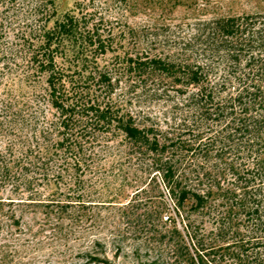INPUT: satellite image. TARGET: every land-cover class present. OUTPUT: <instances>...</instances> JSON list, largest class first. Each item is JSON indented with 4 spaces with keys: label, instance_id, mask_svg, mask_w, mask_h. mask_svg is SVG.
<instances>
[{
    "label": "trees",
    "instance_id": "16d2710c",
    "mask_svg": "<svg viewBox=\"0 0 264 264\" xmlns=\"http://www.w3.org/2000/svg\"><path fill=\"white\" fill-rule=\"evenodd\" d=\"M79 4L44 25L27 56L48 102L30 114L20 178L63 189L56 200L65 207L84 204L88 173L127 166L129 203L143 183L158 189L144 209L156 254L137 264H264V12L197 19L174 55L152 51L134 27L104 34ZM44 5L49 21L54 0L34 7ZM75 49L76 58L111 52V69H89L85 90L70 74L66 52ZM124 76L166 81L161 91L175 102L162 119L112 102Z\"/></svg>",
    "mask_w": 264,
    "mask_h": 264
},
{
    "label": "rangeland",
    "instance_id": "374dc122",
    "mask_svg": "<svg viewBox=\"0 0 264 264\" xmlns=\"http://www.w3.org/2000/svg\"><path fill=\"white\" fill-rule=\"evenodd\" d=\"M37 1L46 0H0V264L144 263L156 254L145 243L144 222L145 207L158 199L155 185L143 183L142 201L129 203L135 174L109 162L88 173L84 204L62 208L56 198L63 189L51 183L29 185L20 178L17 163L30 135V114L48 102L44 77L31 72L27 56L41 42L43 26H51L77 2L76 12L91 13L90 22L104 34L134 27L150 40L152 51L179 55L195 20L264 12V0H54L56 15L49 21V5L36 10ZM66 53L79 90L89 84L83 83L89 69H111L110 51L79 53L77 58L76 49ZM132 78L124 76L112 102L162 119L175 102L171 91H161L168 87L166 81ZM97 93L101 100L103 90Z\"/></svg>",
    "mask_w": 264,
    "mask_h": 264
}]
</instances>
